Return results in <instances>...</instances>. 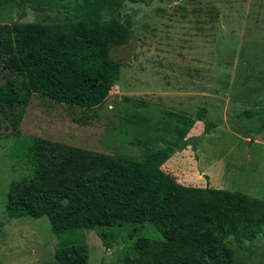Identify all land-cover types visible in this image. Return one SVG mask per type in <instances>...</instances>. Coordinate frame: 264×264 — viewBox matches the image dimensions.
Listing matches in <instances>:
<instances>
[{
	"label": "rangeland",
	"instance_id": "rangeland-1",
	"mask_svg": "<svg viewBox=\"0 0 264 264\" xmlns=\"http://www.w3.org/2000/svg\"><path fill=\"white\" fill-rule=\"evenodd\" d=\"M75 1H3L0 25L110 15L100 1L80 9ZM122 12L131 18V32L126 42L110 47L109 57L120 65L99 105L68 107L20 90L22 104L0 96V264H55L58 237L47 218H12L4 209L9 183L33 173L34 137L139 160L166 142H180L178 132L184 131V138L199 136L198 142L172 148L162 170L183 185L264 199L263 115L242 113L264 102V0L125 1ZM19 80L0 69L1 91ZM199 107L214 123L206 134L195 118ZM82 232L86 264H125L137 236L161 239L149 223ZM246 247L233 252L236 264H264V240Z\"/></svg>",
	"mask_w": 264,
	"mask_h": 264
},
{
	"label": "trees",
	"instance_id": "trees-1",
	"mask_svg": "<svg viewBox=\"0 0 264 264\" xmlns=\"http://www.w3.org/2000/svg\"><path fill=\"white\" fill-rule=\"evenodd\" d=\"M98 1L107 6L108 18L63 15L62 21L0 25V69L20 77L19 85L8 82L0 89L5 102L22 104L19 90L68 107L102 102L120 65L109 57L110 47L126 42L131 32L122 5L141 0H77L74 7ZM204 112L199 107L195 115L203 123L202 134L214 125ZM242 113L263 115L264 127V102ZM178 133L180 142H166L139 160L34 137L29 144L33 173L9 183L5 212L12 218H47L58 237L55 264H86L82 231L124 223H149L161 234V239L137 236L125 252V264H236L235 250L264 240V199L175 181L160 164L172 148L199 140ZM105 235L101 243L107 247Z\"/></svg>",
	"mask_w": 264,
	"mask_h": 264
}]
</instances>
